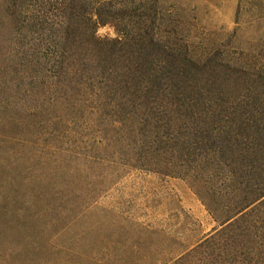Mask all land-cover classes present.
<instances>
[{
    "label": "rangeland",
    "instance_id": "1",
    "mask_svg": "<svg viewBox=\"0 0 264 264\" xmlns=\"http://www.w3.org/2000/svg\"><path fill=\"white\" fill-rule=\"evenodd\" d=\"M159 6L197 55L223 47L244 68L245 87L264 92V0ZM23 9L39 12L29 23L36 33L11 38L0 5V264H241L240 247L264 223L246 217L210 239L221 226L208 207L218 203L201 201L186 156L120 147L126 125L53 91L36 54L48 42V0H24ZM95 34L117 36L111 24Z\"/></svg>",
    "mask_w": 264,
    "mask_h": 264
},
{
    "label": "trees",
    "instance_id": "2",
    "mask_svg": "<svg viewBox=\"0 0 264 264\" xmlns=\"http://www.w3.org/2000/svg\"><path fill=\"white\" fill-rule=\"evenodd\" d=\"M23 2L0 0L11 38L23 30L36 33L29 23L39 12L23 9ZM159 3L48 0V42L40 43L45 49L35 47L47 63L37 65L48 71L53 91L73 92L90 113L126 125L128 135H115L120 147L171 148L186 156L201 201L218 203L208 207L221 226L210 239L230 233L246 217L263 224L264 92L245 87L244 68L223 47L197 55L179 37L180 21L167 19ZM106 24L114 27L115 38L96 36L95 28ZM60 99L65 98L55 100ZM105 137L99 135L98 146ZM253 236L255 242L239 249L241 264H264L263 225Z\"/></svg>",
    "mask_w": 264,
    "mask_h": 264
}]
</instances>
